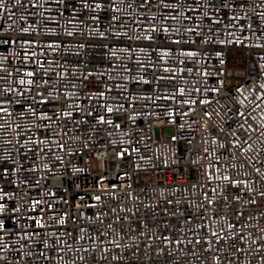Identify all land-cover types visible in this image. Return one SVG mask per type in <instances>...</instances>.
Instances as JSON below:
<instances>
[{
  "label": "built area",
  "instance_id": "obj_1",
  "mask_svg": "<svg viewBox=\"0 0 264 264\" xmlns=\"http://www.w3.org/2000/svg\"><path fill=\"white\" fill-rule=\"evenodd\" d=\"M0 264H264V0H0Z\"/></svg>",
  "mask_w": 264,
  "mask_h": 264
}]
</instances>
